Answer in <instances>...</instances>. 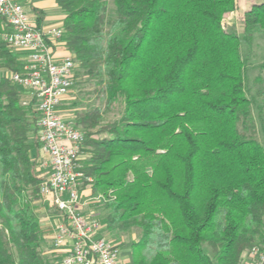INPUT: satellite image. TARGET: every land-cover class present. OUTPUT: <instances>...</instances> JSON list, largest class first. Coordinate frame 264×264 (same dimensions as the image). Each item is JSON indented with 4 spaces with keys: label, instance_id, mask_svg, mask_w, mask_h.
<instances>
[{
    "label": "trees",
    "instance_id": "trees-1",
    "mask_svg": "<svg viewBox=\"0 0 264 264\" xmlns=\"http://www.w3.org/2000/svg\"><path fill=\"white\" fill-rule=\"evenodd\" d=\"M249 1L241 38L224 30L239 0H113L111 16L109 0H56L75 82L94 80L105 103L72 104L86 137L81 171L105 202L110 235L141 230L133 264H242L264 246V137L241 54L264 34V0ZM4 24L0 16V264H51L37 204L39 114L8 77L23 60ZM116 105L120 118L107 121ZM258 113L264 134V104Z\"/></svg>",
    "mask_w": 264,
    "mask_h": 264
},
{
    "label": "built area",
    "instance_id": "built-area-1",
    "mask_svg": "<svg viewBox=\"0 0 264 264\" xmlns=\"http://www.w3.org/2000/svg\"><path fill=\"white\" fill-rule=\"evenodd\" d=\"M0 16L8 26L4 41L23 57L20 72L8 77L28 92L39 114L40 194L44 206L60 217L52 246L64 252L62 264H121L119 245L104 235L106 224L82 209L84 181L90 185L92 178L81 171L85 133L62 112L76 72L73 55H59L58 48L67 50L63 29H38L19 0H0ZM246 256L250 264H264V246L252 247Z\"/></svg>",
    "mask_w": 264,
    "mask_h": 264
},
{
    "label": "rangeland",
    "instance_id": "rangeland-1",
    "mask_svg": "<svg viewBox=\"0 0 264 264\" xmlns=\"http://www.w3.org/2000/svg\"><path fill=\"white\" fill-rule=\"evenodd\" d=\"M114 9L113 0H109L108 13L111 16ZM228 14L224 18V30L226 32L235 33L241 38H243V25L240 15H231ZM6 24V22H5ZM4 24V28L8 30L7 24ZM19 53V52H18ZM241 54L244 59L248 60V86L250 91V96L254 98V105L252 106V113L256 123L257 129V139L259 141L263 140L264 134L261 130L260 117L258 113V106L264 104V34H256L251 42H242ZM94 80H90L87 76H83L81 79L75 82V86L71 92V95L62 106V112L67 118L73 119V102L80 104V110L86 109L89 107H101L102 110L105 109V103L103 101L97 100L96 95L93 94V85ZM123 110L120 105H116L105 115L107 121H115L120 118ZM242 129V128H241ZM33 137V134L31 135ZM95 205L97 210H105V202L101 196H95ZM38 211L43 209V200L37 202ZM42 213V212H41ZM40 216H42L40 214ZM105 215L99 216L103 220ZM109 239L114 241L119 245L124 264H133L132 261V252L129 248L130 243L137 241L141 236V230L139 228H133L127 232H123L119 235V238L113 235H108ZM52 243L47 244L45 256L51 261V264H59L58 256L55 253L52 254ZM206 251L213 256L211 251L206 248Z\"/></svg>",
    "mask_w": 264,
    "mask_h": 264
},
{
    "label": "crops",
    "instance_id": "crops-1",
    "mask_svg": "<svg viewBox=\"0 0 264 264\" xmlns=\"http://www.w3.org/2000/svg\"><path fill=\"white\" fill-rule=\"evenodd\" d=\"M20 3L24 6L26 13L29 15L30 19L38 25L41 30H49L52 28H59L62 27L65 15L63 11L59 8L56 3V0H19ZM251 6V2L249 0H239V9L231 15H240V19H243V14L247 11ZM230 15V16H231ZM6 25V24H5ZM6 30V29H5ZM61 56L68 55L67 50L64 51L63 48H58ZM70 55V54H69ZM72 55V54H71ZM23 59V57L21 58ZM39 159L42 158L40 148L37 149L36 152ZM86 160L84 157L81 163ZM97 206L95 205V197L92 195V187L91 185H87L84 187L83 190V212L86 216L96 215H106L107 210L96 209ZM42 212V213H41ZM40 216L41 226L44 232V251L47 248V244L52 243L54 239V228L55 225L60 221V217L58 212L54 208H49L43 205V209L41 208L38 211ZM104 235L109 238V233L106 231ZM52 254L55 253L58 256L59 264H62V259L64 257V252L62 250H55L52 246ZM46 252V251H45ZM49 253V252H46ZM245 260L242 264H250L249 257L245 255ZM121 264H124L123 258L121 256Z\"/></svg>",
    "mask_w": 264,
    "mask_h": 264
}]
</instances>
